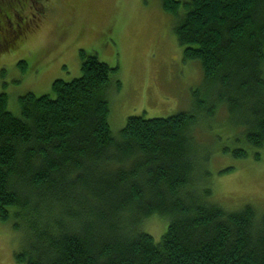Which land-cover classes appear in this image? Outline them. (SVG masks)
I'll return each instance as SVG.
<instances>
[{
	"label": "trees",
	"instance_id": "trees-1",
	"mask_svg": "<svg viewBox=\"0 0 264 264\" xmlns=\"http://www.w3.org/2000/svg\"><path fill=\"white\" fill-rule=\"evenodd\" d=\"M160 1L209 105L194 91L192 110L131 115L114 137L105 94L114 69L83 52L81 75L25 93L19 116L0 93V221L24 234L17 263L264 264V215L189 191L200 179L190 136L215 119L213 99L240 118L249 147L264 149V0ZM153 217L168 221L158 241L143 230Z\"/></svg>",
	"mask_w": 264,
	"mask_h": 264
},
{
	"label": "rangeland",
	"instance_id": "rangeland-1",
	"mask_svg": "<svg viewBox=\"0 0 264 264\" xmlns=\"http://www.w3.org/2000/svg\"><path fill=\"white\" fill-rule=\"evenodd\" d=\"M7 1L16 7L28 3L30 17L22 36L0 53V93H6L7 108L15 116L20 115V97L25 93H51L55 79L79 77L81 52L114 69L105 92L114 137L131 115L168 117L192 110L194 91L209 105L201 69L197 62L183 59L172 18L160 0ZM20 61L27 64L25 73L18 67ZM212 102L215 119L211 124L200 122L190 136L200 179L189 191L227 212L250 205L260 218L264 215V149L249 147L240 118L217 99ZM238 148L246 150L245 157L232 154ZM152 219L143 230L158 241L168 221L163 227L159 218ZM24 240L11 223L0 221V264H19L13 253Z\"/></svg>",
	"mask_w": 264,
	"mask_h": 264
},
{
	"label": "flooded vegetation",
	"instance_id": "flooded-vegetation-1",
	"mask_svg": "<svg viewBox=\"0 0 264 264\" xmlns=\"http://www.w3.org/2000/svg\"><path fill=\"white\" fill-rule=\"evenodd\" d=\"M28 7V3L16 7L9 1L0 0V47L3 39L9 37L10 41L17 40L22 36L23 30L29 27Z\"/></svg>",
	"mask_w": 264,
	"mask_h": 264
}]
</instances>
